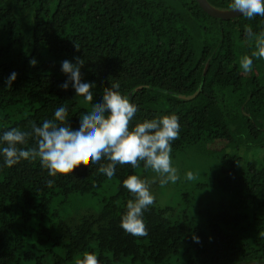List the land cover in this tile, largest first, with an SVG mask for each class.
<instances>
[{"label":"trees","instance_id":"16d2710c","mask_svg":"<svg viewBox=\"0 0 264 264\" xmlns=\"http://www.w3.org/2000/svg\"><path fill=\"white\" fill-rule=\"evenodd\" d=\"M208 1L229 9L230 0ZM245 26L258 32L264 17L217 18L197 0H0V130L30 132L60 106L75 127L89 105L71 86L61 90L60 64L79 57L94 99L116 81L136 103L130 127L178 115L171 153L202 150L216 139L250 149L246 158L205 164L193 192L186 184L176 191L150 185L155 202L144 213V237L119 226L131 198L122 181L130 174L144 179L143 162L135 169L118 164L111 179L98 172L103 159L55 177L39 159L0 166V264H76L85 251L95 252L100 264L264 263V113L255 106L264 95V59H254L248 73L239 68L240 56L255 50ZM13 71L16 80L4 88ZM34 146L29 137L27 147ZM102 188L97 212L87 205L43 232L45 207Z\"/></svg>","mask_w":264,"mask_h":264},{"label":"clouds","instance_id":"9594fccd","mask_svg":"<svg viewBox=\"0 0 264 264\" xmlns=\"http://www.w3.org/2000/svg\"><path fill=\"white\" fill-rule=\"evenodd\" d=\"M227 7L248 20L264 17V0H230ZM244 36L254 51L240 56L239 68L248 73L253 69L254 59H264V29L256 32L245 26ZM30 65H35L33 59ZM83 61L76 57L74 62L61 61L60 70L66 79L59 85L61 90L69 87L75 96H82L88 103L87 111L82 112L73 127L68 120V109L60 106L55 109L52 119L41 124H31V131H21L16 127L0 130V161L3 167H12L21 160L39 159L40 166L50 177L73 173L82 163L89 160L100 164L98 172L111 179L116 174V166L130 165L137 168L143 162L145 169H151L159 177L161 186L176 183L180 178L171 160L172 142L179 138L180 122L175 113H168L151 119L130 122L138 112L136 103L120 91L119 82L113 81L103 88L102 94L94 99L91 89L93 82L82 81L80 68ZM15 71L4 80V88H11L17 78ZM178 98V97H177ZM35 141L34 147H27L28 138ZM185 179H196L193 172L185 173ZM47 183L52 185L53 180ZM152 181L130 174L122 181V187L131 194L125 211L120 216L119 226L134 237L147 235L144 213L153 206L155 197L151 191ZM193 241L199 237L193 235ZM76 264H100L95 252L85 251Z\"/></svg>","mask_w":264,"mask_h":264},{"label":"rangeland","instance_id":"374dc122","mask_svg":"<svg viewBox=\"0 0 264 264\" xmlns=\"http://www.w3.org/2000/svg\"><path fill=\"white\" fill-rule=\"evenodd\" d=\"M262 98L263 99H260V102L256 103L255 106L259 111H262L264 113V95ZM234 146L239 147L237 148V150H235L236 148H234ZM249 150L250 149L248 148V151ZM248 151L246 149L245 144H242L240 141L236 140L233 143H230L226 139H216L211 141L204 147L202 146V150L184 149L183 151L173 152L170 154L172 164L174 167L177 168L178 175L180 178L174 184L169 183L167 185L161 186V189L170 191L182 190V187L186 184L187 187H190V191L193 192L197 189L196 186L200 187L198 182L202 179V176L204 175L203 173L205 164L212 163L215 160L216 161L213 163H216L226 156L232 157V160H234L233 158H239V156L241 158H246ZM209 155H211L212 157H210ZM188 171L193 172L196 179L193 180L192 183L185 179V183H183L182 181L185 178V173ZM142 175L145 176L144 179L152 181L151 185L156 182H159L158 175L154 173L150 168L145 173L142 172ZM103 193L104 188L98 191L95 190L87 192H73L65 198V202H62L58 205H48L44 208L43 216L40 218V222L44 230L43 232L49 234L52 230L55 229L57 221L61 219V216L72 213L78 214L79 211L83 208L87 210V208L85 207L87 205H89V208L92 210V212H97L99 209L98 201L100 196L103 195ZM185 196L189 199L190 194H186ZM160 203L162 205H167V196H162Z\"/></svg>","mask_w":264,"mask_h":264},{"label":"water","instance_id":"95a60500","mask_svg":"<svg viewBox=\"0 0 264 264\" xmlns=\"http://www.w3.org/2000/svg\"><path fill=\"white\" fill-rule=\"evenodd\" d=\"M197 1L204 8V10H206L209 14L217 18L230 19L240 15L239 13L234 12L231 9L217 8L214 5H212L208 0H197ZM236 264H264V263L257 261H249V262H240Z\"/></svg>","mask_w":264,"mask_h":264}]
</instances>
